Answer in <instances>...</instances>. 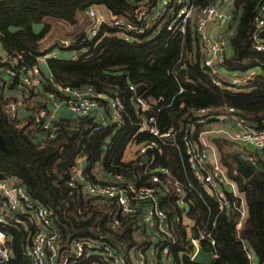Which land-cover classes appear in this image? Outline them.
<instances>
[{
	"label": "trees",
	"instance_id": "trees-1",
	"mask_svg": "<svg viewBox=\"0 0 264 264\" xmlns=\"http://www.w3.org/2000/svg\"><path fill=\"white\" fill-rule=\"evenodd\" d=\"M212 1L194 0V5L201 8ZM139 2L0 0V53H22L25 64L30 67L38 57L56 49L57 57L47 62L55 83L73 89L91 87L98 93L117 97L130 114L129 120L120 124L109 123L99 131L93 130L95 122L91 118L61 116L56 121L59 130L55 137L40 141L37 140L39 131H36L33 117H18L11 121L7 102L0 93V136L9 151H0V181L20 185L33 203L47 208L65 246L73 238L108 242L113 245L114 252L125 259L131 253L146 255L152 247L172 246L167 258L158 255L156 264H197L189 260L193 247L187 240L184 226L179 225L170 231L173 241L152 240L153 232L140 225L138 215H124L115 202L86 197L78 192L77 187L69 186L70 171L81 158L85 163V174L93 181L122 174L127 181L147 184L155 168H167L174 180L185 187L189 205L186 216L196 228H202L207 220L206 204L214 211V202L182 166L174 147L161 145L158 150L149 151L147 160L145 156L123 160L131 140L145 143L152 139L147 133H136L139 118L134 110L135 94L129 86L144 87L140 96L151 103V112L157 115L160 132L172 130L176 142L201 108L232 106L249 126L264 129V51L256 52L252 39L255 17L264 0H234L232 3L233 21L224 31L233 29L229 36L232 55L224 57L220 66L228 71H240V74L259 68L260 73L230 89L222 87L226 84L224 80H221L222 86H216L212 70L201 63L193 23L182 39L166 30L169 15L145 34L130 33L127 40L122 37L121 30L103 24L92 40H87L82 28L68 34L69 47L62 48L56 43L49 50L41 49V41L53 24L71 28L88 25L85 12L93 6L103 7L110 18H123L129 24L139 26L135 21ZM33 24L44 25L39 35L32 32ZM10 27L19 28V31L12 33ZM158 27L161 30L155 32ZM260 39L264 44V31L260 33ZM181 67L185 68V75L179 73ZM180 88L183 92L178 94ZM25 95V101H32L36 96L35 91L30 90ZM32 103L27 107L35 110L43 107L41 102ZM215 142L228 178L245 199L247 214L239 232L235 229L236 214L229 211L218 216L215 231L218 258L212 264H251L245 250L246 242L257 256V264H264V153L254 154L257 165L253 174L245 178L234 162V158L239 157L235 154L237 147L225 139ZM189 183L193 185L192 189L188 188ZM179 197L173 188L161 197V207L169 216L185 213L186 210L177 204ZM29 228L24 225L10 228L14 258L9 264H29L23 255ZM204 248L208 250L206 245ZM93 262L104 264L98 254L84 255L68 264Z\"/></svg>",
	"mask_w": 264,
	"mask_h": 264
},
{
	"label": "built area",
	"instance_id": "built-area-1",
	"mask_svg": "<svg viewBox=\"0 0 264 264\" xmlns=\"http://www.w3.org/2000/svg\"><path fill=\"white\" fill-rule=\"evenodd\" d=\"M233 2L234 0H213L209 5L196 8L194 0H140L135 12V21L139 26H133L123 18L105 17L102 12L98 15L94 7H90L85 12L88 25L84 28V34L87 40H92L103 24H110L113 28L121 30L122 37L127 40L130 33L145 34L164 16L169 15L166 30L183 39L188 26L193 23L201 63L212 70L215 75L213 83L216 86L223 85L218 76L224 75L227 79L222 87L230 89L246 83L255 74L253 69L242 74L240 71L220 72L224 69L220 66V56L225 49L227 38L224 31L233 21L230 11ZM254 24V50L261 52L264 51V44L260 39V33L264 31V2L259 6ZM159 30L160 27L155 32ZM56 43L62 48H67L71 45V40L61 39ZM56 57L57 52H46L29 67L25 64L22 53L0 55V93L2 99L7 102V113L11 121L22 117L23 114L33 117L36 131H39L37 140L42 141L55 137L59 127L54 119L61 108L67 110L73 118L93 119L94 131L101 130L109 123L120 124L130 119L125 104L117 97L98 93L91 87L73 89L59 86L53 81L51 74L42 77L40 65ZM178 63H181V60ZM2 71L9 78L8 81L2 78ZM27 90L40 95L39 100L35 101L43 103L41 109L35 110L26 106L24 93ZM129 90L135 94L133 104L139 118L136 133H147L152 138L140 144L135 158L146 157L148 151L158 150L161 145L174 147L182 166L190 172L196 185L212 199L216 209L213 211L206 204V223L202 228H196L186 216V206L189 205L186 203L185 187L175 181L169 169L164 167L155 168L147 184L127 181L122 174L93 181L85 174L84 165L78 166L80 158L70 171L68 184L77 187L78 192L86 197L115 202L124 215H138L140 225L153 232L152 240L161 238L173 241L174 237L170 231L179 225L184 226L187 240L193 247L189 260L194 262V257L201 248L212 258V264L218 258L215 249L218 216L229 211L236 214L235 229L239 232L247 214L245 199L236 184L228 178L220 161L215 140L225 139L234 144L238 158L254 168L257 165L254 154L264 153V129L258 130L249 126L232 106L201 108L195 112L192 121L184 127L180 140L176 142L172 130L160 132L157 115L151 112V103L136 94L135 86H129ZM182 92L183 89L180 88L178 94ZM159 111L160 109L157 113ZM147 113L150 114L149 117H146ZM170 138L173 139L172 143L169 142ZM131 144H135V141ZM172 188L180 196L177 199L178 206L186 210L182 215L169 216L161 207V197L170 193ZM188 188L192 189L193 185L189 183ZM185 220L191 224L190 228ZM52 221L49 210L33 203L23 187L0 181V264H9L12 259L10 256L13 254V236L10 228L19 225L30 226L27 243L23 249V255L29 264H68L69 261L84 255L90 257V254H98L104 264H156L158 255L163 259L167 258L172 247H152L146 255L131 253L125 259L116 254L113 245L108 242L73 238L68 246H65L61 232ZM115 224L118 225L117 220ZM245 250L252 264L253 255L246 245Z\"/></svg>",
	"mask_w": 264,
	"mask_h": 264
},
{
	"label": "water",
	"instance_id": "water-1",
	"mask_svg": "<svg viewBox=\"0 0 264 264\" xmlns=\"http://www.w3.org/2000/svg\"><path fill=\"white\" fill-rule=\"evenodd\" d=\"M44 28V25L43 24H33L32 25V32L35 34V35H39L42 31V29ZM9 31L12 32V33H15L17 31H19V28H16V27H10L9 28ZM151 39V38H149ZM185 68H181L179 70V73L181 75H185ZM144 90V87L143 86H138L136 87V94L137 95H140L142 93V91ZM149 113L146 114V117H149ZM174 113L171 114V116H173ZM169 142L172 143L173 142V139L170 138L169 139ZM0 151L3 152V153H9V151L7 150L6 146H5V142L4 140L1 138L0 136ZM148 158L145 157V160H147ZM234 162L236 164V167H237V170L238 172L245 178H249L253 172H254V168L246 163H244L243 161H241L239 158H234ZM186 210H189V207L186 206ZM246 245V248L250 249L252 255H253V264H257L258 263V258L257 256L255 255L254 251L250 248V245L248 242L245 243ZM12 259L14 258V255L11 254L10 256ZM212 261V258L207 255L203 249H199L198 250V253L196 254V256L194 257V262L197 263V264H210Z\"/></svg>",
	"mask_w": 264,
	"mask_h": 264
},
{
	"label": "rangeland",
	"instance_id": "rangeland-1",
	"mask_svg": "<svg viewBox=\"0 0 264 264\" xmlns=\"http://www.w3.org/2000/svg\"><path fill=\"white\" fill-rule=\"evenodd\" d=\"M93 7L96 10V12H97L98 15L102 12L105 17L108 16V13L106 12V10L103 7H101V6H93ZM83 25L84 24L79 25L78 26L79 28H71V27H66V26H64L62 24H53L51 26L50 31L46 34V36L44 37V39L41 41V49L42 50H49V49H51L56 44V41L61 40V39H67L68 38L67 36H69L68 35L69 33H72V32L78 31L79 29L85 28V25L86 24L84 26ZM228 30H229V28H228ZM83 32H84V29H83ZM1 75L3 76L4 79H7V75L5 74L4 71L1 72ZM25 103H26V106L28 104H29V106H31L33 104L32 101H26ZM137 149H138V146L137 145L130 144L127 147V149H126V151L124 153L123 160L124 161H127L130 158V155L134 151H136ZM185 222H187V221L185 220ZM188 226L190 228L191 227V224L188 223ZM189 231L190 230H188V232Z\"/></svg>",
	"mask_w": 264,
	"mask_h": 264
},
{
	"label": "crops",
	"instance_id": "crops-1",
	"mask_svg": "<svg viewBox=\"0 0 264 264\" xmlns=\"http://www.w3.org/2000/svg\"><path fill=\"white\" fill-rule=\"evenodd\" d=\"M108 17H109V15H108ZM229 26V25H228ZM227 26V27H228ZM226 27V28H227ZM226 30V29H225ZM233 29H230V30H228V32H226V45H225V49H224V51H223V53H222V55L220 56V59L222 60V58H228V57H230L231 55H232V49H231V47H230V44H229V36L230 35H232V31ZM53 52H57V50L56 49H54V50H52ZM5 54V52H3V53H0V55L2 56V55H4ZM40 70H41V73H42V77H47V76H49L50 75V72H49V69H48V66H47V63H45V64H41L40 65ZM222 71H220V72H222V73H228V70H225V69H221ZM253 71L255 72V74H254V76L255 75H257L258 73H260L259 71V68H254L253 69ZM2 76V75H1ZM2 78H3V76H2ZM254 78V77H253ZM252 78V79H253ZM218 79L221 81V80H226L227 78L224 76V75H219L218 76ZM9 80V78L7 77V79H6V81H8ZM35 97L33 98V99H31L32 100V102H35V100L37 99V100H39V98H40V95L39 94H37V92H35ZM65 115H67V116H69L70 114H69V112L67 111V110H65L64 108H61L59 111H57V113H56V115H55V119H54V122H55V120L57 121L58 119H60L61 118V116H65ZM27 116V114H23L22 115V117H26ZM135 141V140H134ZM131 142H132V140L129 142V145L131 144ZM147 142V141H146ZM140 144L141 143H136L135 142V145H137L138 146V148L140 147ZM128 145V146H129ZM247 150V149H246ZM251 152H252V150L251 149H249ZM137 151V150H136ZM136 151H134L131 155H130V158L127 160V161H130V160H133V159H135V157H136ZM148 153H149V151L146 153V157H148ZM235 154H237V153H235ZM81 165V166H80ZM84 165V167H85V163L83 162V160L82 159H80V163H79V165L78 166H80V167H82Z\"/></svg>",
	"mask_w": 264,
	"mask_h": 264
}]
</instances>
